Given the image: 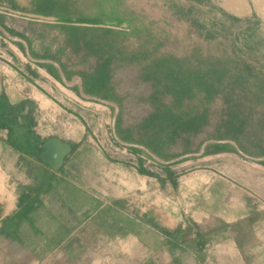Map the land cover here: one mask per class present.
<instances>
[{"label": "crops", "instance_id": "1", "mask_svg": "<svg viewBox=\"0 0 264 264\" xmlns=\"http://www.w3.org/2000/svg\"><path fill=\"white\" fill-rule=\"evenodd\" d=\"M34 15L0 0V27L34 59L0 31V264H264V165L237 151L160 164L122 145L115 108L38 61ZM51 139L71 145L58 169Z\"/></svg>", "mask_w": 264, "mask_h": 264}, {"label": "rangeland", "instance_id": "2", "mask_svg": "<svg viewBox=\"0 0 264 264\" xmlns=\"http://www.w3.org/2000/svg\"><path fill=\"white\" fill-rule=\"evenodd\" d=\"M18 1L35 10L36 0ZM245 1L249 11L236 13L226 0H114L116 17H112L130 20V26L81 24L86 27L81 34L87 39L102 40L120 51V58L111 65V85L123 98L125 126L135 127L153 111L147 99L155 87L151 81L143 80L148 61L140 54L148 53L149 60L169 54L193 66L199 63L198 59H221L230 68L228 80L232 82L209 103L197 97L194 103L209 110L208 123L196 134L183 133L168 153L175 158L197 153L205 142L220 140L219 136L228 134L235 139H223L236 141L243 152L264 156V0ZM79 10L93 15L100 9L95 0H89ZM22 21L25 26L28 23L40 50L59 54L73 71H91L95 66V57L82 60L83 51L64 49L65 35L57 28L56 19ZM106 27L114 32L106 34L95 29ZM62 49L63 53L59 51ZM135 55L141 61L132 62ZM239 75L245 78L240 80ZM164 100L170 103L171 98ZM113 115L111 109V123ZM133 132L138 138V130ZM261 189L264 193V186Z\"/></svg>", "mask_w": 264, "mask_h": 264}, {"label": "trees", "instance_id": "3", "mask_svg": "<svg viewBox=\"0 0 264 264\" xmlns=\"http://www.w3.org/2000/svg\"><path fill=\"white\" fill-rule=\"evenodd\" d=\"M114 0H95L99 11L88 15L85 10H79V6L85 7L89 0H36L35 10L47 17H54L59 24L57 28L65 35V48L71 47L75 52L83 51L82 60L95 57L97 62L91 71L69 72V75L79 74L83 79L85 93L103 100L113 101L119 105V113L116 119V131L123 141L142 145L151 153L163 160H172L168 150L173 146L183 133H198L209 120V110L200 109L194 103L197 97L202 102L209 103L222 92V88L230 84V68L226 61L221 59H198L197 65H189L188 61L176 58L169 54H163L149 60V54H140L147 63L144 66V81H151L155 87L153 94L147 99L153 105V111L135 127L122 129L123 98L116 93L111 85V65L117 61L119 49L114 45L104 43L102 40L87 39L82 35L86 27L83 25L130 26V20L123 17L114 19ZM82 5H79L81 4ZM112 3V4H111ZM92 5V3H91ZM116 17V16H115ZM129 24H128V23ZM96 27V26H95ZM109 34L114 32L111 28H95ZM64 49L59 50L61 53ZM43 59L61 60L56 53L45 51ZM139 62L138 55L132 57V62ZM63 69L66 64H62ZM240 80L245 78L239 75ZM171 98L170 103L165 98ZM134 129L138 130L139 137L134 136ZM230 137L228 134L219 136V139ZM230 138L235 139L234 136ZM134 152L144 151L139 148H130ZM219 152H236L231 144H214L206 148L205 154ZM264 154V153H263ZM264 165V162H261Z\"/></svg>", "mask_w": 264, "mask_h": 264}, {"label": "water", "instance_id": "4", "mask_svg": "<svg viewBox=\"0 0 264 264\" xmlns=\"http://www.w3.org/2000/svg\"><path fill=\"white\" fill-rule=\"evenodd\" d=\"M30 17L40 18L43 20H54L55 19L54 17H47V16H43V15L42 16L34 15V16H30ZM0 31L7 38H9L13 41L21 42L25 47L26 54L29 56V58L31 60L34 61V59H32V57L29 54L28 47H27V44L25 41H23L22 39H20L18 37H13L8 32H6L3 27H0ZM38 61L53 65L57 69V71L59 72L64 84L67 87L77 86L78 92L83 98H87V99L94 100V101H97V102H100V103H103L106 105L113 106L115 108L114 115H113V123H116V119H117V116L119 113V107L115 103H113L111 101L100 99V98L93 96V95L86 94L84 89H83L82 77L77 75V76H74L71 80H67L59 63L52 61V60H48V59L38 60ZM116 138L119 141V143H121L122 145H124L126 147H136V148L143 150L146 154L150 155L155 161H157L160 164H169V163H174V162L181 161V160L187 159V158L200 157V156L205 154L207 146L214 145V144H231L236 149V151L239 153V155H241L242 157L249 159V160H252V161H255V162H264V156H252V155H249V154L243 152L239 148L237 142L232 140V139L209 140L201 146L200 150L197 153L186 154V155L174 158L170 161H167V160H163V159L159 158L158 156H156L155 154L151 153L147 148H145L142 145L132 144V143L123 141V140L119 139L117 136H116ZM44 149H45V151L42 154L43 160L45 162L49 163L54 169H58L62 165L65 156L71 151V145L68 143L62 142L59 139H51L44 145Z\"/></svg>", "mask_w": 264, "mask_h": 264}, {"label": "bare ground", "instance_id": "5", "mask_svg": "<svg viewBox=\"0 0 264 264\" xmlns=\"http://www.w3.org/2000/svg\"><path fill=\"white\" fill-rule=\"evenodd\" d=\"M226 2L231 3L233 11L236 13H244L249 11V6L245 0H226Z\"/></svg>", "mask_w": 264, "mask_h": 264}]
</instances>
